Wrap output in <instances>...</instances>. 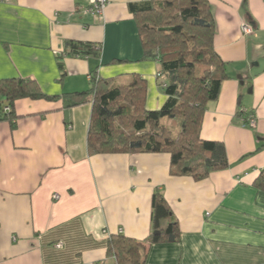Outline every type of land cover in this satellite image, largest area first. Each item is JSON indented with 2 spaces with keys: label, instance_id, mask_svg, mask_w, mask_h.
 <instances>
[{
  "label": "crops",
  "instance_id": "obj_1",
  "mask_svg": "<svg viewBox=\"0 0 264 264\" xmlns=\"http://www.w3.org/2000/svg\"><path fill=\"white\" fill-rule=\"evenodd\" d=\"M142 1L107 0L97 16L90 0H0V80L32 78L56 97L18 98L11 120H0V264H116L107 240L149 235L156 190L179 238L148 245L144 264H264V191L255 186L264 167V0H208L228 77L199 135L224 145L225 169L195 180L171 174L165 152L90 154L92 103L63 102L90 87L91 73L117 84L136 74L145 108L162 106L159 65L142 58L131 9ZM67 40L99 54L66 55Z\"/></svg>",
  "mask_w": 264,
  "mask_h": 264
},
{
  "label": "trees",
  "instance_id": "obj_2",
  "mask_svg": "<svg viewBox=\"0 0 264 264\" xmlns=\"http://www.w3.org/2000/svg\"><path fill=\"white\" fill-rule=\"evenodd\" d=\"M141 40L142 58L159 65L157 77L166 99L158 109L145 108V80L131 75L127 84L89 74L90 87L63 94L66 107L92 103L87 130V149L95 153L165 152L170 155V172L195 180L225 169L224 145L200 138L206 104L218 98L228 77L226 63L214 48L215 20L208 0H144L131 4ZM99 54V46L66 41V55L85 57ZM54 99L44 94L32 78L0 80V120H11L18 98ZM243 113L239 110L236 116ZM179 117L176 133L162 119ZM11 127L14 124L11 122ZM255 186L264 191V167ZM152 230L141 240L116 234L107 240V254L116 264H144L146 247L174 242L178 223L162 194H152ZM154 231H159L155 234Z\"/></svg>",
  "mask_w": 264,
  "mask_h": 264
},
{
  "label": "built area",
  "instance_id": "obj_3",
  "mask_svg": "<svg viewBox=\"0 0 264 264\" xmlns=\"http://www.w3.org/2000/svg\"><path fill=\"white\" fill-rule=\"evenodd\" d=\"M107 4V0H90L89 6L86 10L90 11L93 14H96L97 16H101L103 13V10ZM241 31L245 34L252 32V26L247 23L243 22L241 24ZM250 122L253 124V119L250 120ZM53 197H57V194H55ZM59 244H57V247Z\"/></svg>",
  "mask_w": 264,
  "mask_h": 264
},
{
  "label": "rangeland",
  "instance_id": "obj_4",
  "mask_svg": "<svg viewBox=\"0 0 264 264\" xmlns=\"http://www.w3.org/2000/svg\"><path fill=\"white\" fill-rule=\"evenodd\" d=\"M162 123H164L168 128H170L173 133H176L178 131L179 128V117H176V119H166L163 118Z\"/></svg>",
  "mask_w": 264,
  "mask_h": 264
},
{
  "label": "water",
  "instance_id": "obj_5",
  "mask_svg": "<svg viewBox=\"0 0 264 264\" xmlns=\"http://www.w3.org/2000/svg\"><path fill=\"white\" fill-rule=\"evenodd\" d=\"M155 234L159 233V231H154Z\"/></svg>",
  "mask_w": 264,
  "mask_h": 264
}]
</instances>
